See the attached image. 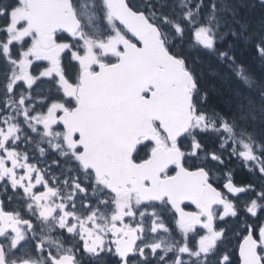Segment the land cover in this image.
Returning a JSON list of instances; mask_svg holds the SVG:
<instances>
[{"label":"snow or ice","instance_id":"6c2138e0","mask_svg":"<svg viewBox=\"0 0 264 264\" xmlns=\"http://www.w3.org/2000/svg\"><path fill=\"white\" fill-rule=\"evenodd\" d=\"M0 264H264V0H0Z\"/></svg>","mask_w":264,"mask_h":264}]
</instances>
